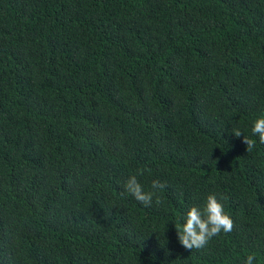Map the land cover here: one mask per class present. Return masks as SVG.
I'll return each instance as SVG.
<instances>
[{
  "label": "trees",
  "instance_id": "16d2710c",
  "mask_svg": "<svg viewBox=\"0 0 264 264\" xmlns=\"http://www.w3.org/2000/svg\"><path fill=\"white\" fill-rule=\"evenodd\" d=\"M261 116L264 0H0V264H264Z\"/></svg>",
  "mask_w": 264,
  "mask_h": 264
},
{
  "label": "clouds",
  "instance_id": "9594fccd",
  "mask_svg": "<svg viewBox=\"0 0 264 264\" xmlns=\"http://www.w3.org/2000/svg\"><path fill=\"white\" fill-rule=\"evenodd\" d=\"M253 136L259 138V142L264 144V116L253 121L251 128ZM232 133L240 137L243 133L239 129H234ZM243 142L246 144L247 152H251L256 147L255 139L244 136ZM150 171V169H148ZM143 175V171L139 173ZM165 188V184L157 179L151 182V189L145 191L136 175H131L124 183V189L131 194L138 202L145 206H151L153 198L157 204L161 203L159 191ZM234 227V221L225 212L223 204L217 199L215 194H209L203 208L191 206L186 213L175 223L177 239L181 245L189 250L204 248L210 240L223 233H229ZM254 253L248 254L243 264H255Z\"/></svg>",
  "mask_w": 264,
  "mask_h": 264
}]
</instances>
